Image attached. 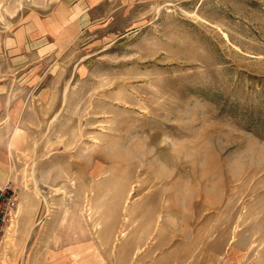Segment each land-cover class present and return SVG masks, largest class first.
I'll use <instances>...</instances> for the list:
<instances>
[{
  "label": "rangeland",
  "instance_id": "1",
  "mask_svg": "<svg viewBox=\"0 0 264 264\" xmlns=\"http://www.w3.org/2000/svg\"><path fill=\"white\" fill-rule=\"evenodd\" d=\"M232 246L264 257V0H0V264Z\"/></svg>",
  "mask_w": 264,
  "mask_h": 264
},
{
  "label": "crops",
  "instance_id": "2",
  "mask_svg": "<svg viewBox=\"0 0 264 264\" xmlns=\"http://www.w3.org/2000/svg\"><path fill=\"white\" fill-rule=\"evenodd\" d=\"M24 231V230H22ZM27 235V234H26ZM24 235L23 237H25ZM22 237V238H23ZM244 247L239 248V247H231L230 251V258L235 264H242L244 261ZM25 258V253L18 252L17 253V260ZM65 258L67 259V255H65ZM258 264H264V257L259 261Z\"/></svg>",
  "mask_w": 264,
  "mask_h": 264
},
{
  "label": "bare ground",
  "instance_id": "3",
  "mask_svg": "<svg viewBox=\"0 0 264 264\" xmlns=\"http://www.w3.org/2000/svg\"><path fill=\"white\" fill-rule=\"evenodd\" d=\"M126 193V192H125ZM125 196H126V194H125ZM124 198V197H123Z\"/></svg>",
  "mask_w": 264,
  "mask_h": 264
}]
</instances>
